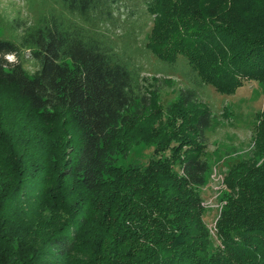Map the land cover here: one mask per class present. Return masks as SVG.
I'll list each match as a JSON object with an SVG mask.
<instances>
[{
  "label": "trees",
  "instance_id": "16d2710c",
  "mask_svg": "<svg viewBox=\"0 0 264 264\" xmlns=\"http://www.w3.org/2000/svg\"><path fill=\"white\" fill-rule=\"evenodd\" d=\"M51 2L0 38V264H264V109L223 174L213 241L209 109L184 86L160 102L166 78L98 27L115 0ZM142 2L157 59L182 56L220 94L264 93V0ZM135 145L145 162L120 164Z\"/></svg>",
  "mask_w": 264,
  "mask_h": 264
},
{
  "label": "rangeland",
  "instance_id": "374dc122",
  "mask_svg": "<svg viewBox=\"0 0 264 264\" xmlns=\"http://www.w3.org/2000/svg\"><path fill=\"white\" fill-rule=\"evenodd\" d=\"M51 0H0V38L14 40L20 28H13L12 19L17 17L32 21L44 13ZM111 18L98 22L100 30L120 51L131 53V61L141 65L144 73L164 77L165 84L158 82L160 102L170 100L178 87L195 91L196 99L211 113L213 127L208 132L207 157L209 170L203 186L198 188L203 202V221L211 239L215 241L214 223L217 218L220 191L223 190V174L226 167L244 153L250 142L251 124L257 111L264 109V93L253 80L244 81L234 93L224 95L211 86L196 82L190 67L182 56L172 63L157 59L145 50L142 43L150 26V18L144 11L142 0H115L111 5ZM32 71V61L24 64ZM186 82V83H185ZM150 149L142 145L132 146L120 164L144 163Z\"/></svg>",
  "mask_w": 264,
  "mask_h": 264
}]
</instances>
